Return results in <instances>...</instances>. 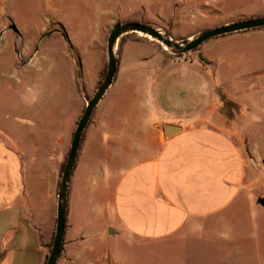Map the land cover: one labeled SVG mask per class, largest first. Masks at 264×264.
<instances>
[{"label":"crops","instance_id":"crops-1","mask_svg":"<svg viewBox=\"0 0 264 264\" xmlns=\"http://www.w3.org/2000/svg\"><path fill=\"white\" fill-rule=\"evenodd\" d=\"M131 3L138 5L149 26L169 34L194 36L246 16H225L213 0ZM95 4L103 16L133 18L126 14L134 5L123 0ZM200 53L207 64L186 61L191 75L161 81L162 89L176 87L186 94L184 111L161 108L155 119L132 111L121 122L126 130L122 134L109 124L115 110L111 104L119 97L127 99L120 92L122 83L134 86L148 74L116 76V68L117 78L99 102L103 106L96 110L95 123L96 133H110L114 150L107 160L112 166L99 174L95 188L84 191L89 218L82 227L76 216L83 171H72L56 264H130L123 246L161 243L184 229L198 231L251 191L254 167L264 158V29L210 39ZM164 57L128 61L124 71L153 62L167 71L183 62ZM165 126L174 128L171 135L165 134ZM36 152L30 151L29 165L24 166L20 152L0 140V264L46 262L55 228L59 166L40 169ZM118 161L121 165L113 166ZM108 190L111 197L104 199ZM103 225L114 234H104Z\"/></svg>","mask_w":264,"mask_h":264},{"label":"rangeland","instance_id":"rangeland-1","mask_svg":"<svg viewBox=\"0 0 264 264\" xmlns=\"http://www.w3.org/2000/svg\"><path fill=\"white\" fill-rule=\"evenodd\" d=\"M123 1L134 5V10L126 14L133 18L103 16L96 10V0H0V140L20 152L24 166L29 165L30 151L35 149L40 169L50 171L53 165L60 167L84 108L104 78L111 27L131 22L148 25L138 5L131 3L134 0ZM213 1L225 16L246 12V16L231 19L228 24L264 18V0ZM182 30L187 29H178ZM159 31L174 41L197 36L169 34L164 28ZM201 48L202 45L195 52L178 56L141 34L121 37L115 50L116 76L148 75L134 86L122 83L120 92L127 99L123 101L119 97L111 104L115 110L109 124L122 134L126 130L121 122L132 111L137 112V117L144 115L143 119L158 118L159 109L165 107L176 113L184 111L186 94L176 87L162 89L161 81L191 75L186 61L201 63L197 58ZM216 52L220 54L224 50ZM164 56L183 62L167 71L154 62L139 64L135 71L130 68L124 71L128 61H157ZM98 106L82 134L73 168L83 171L78 178L80 199L76 218L80 227L89 218L82 199L84 191L95 188L99 174L112 166V161L107 160L113 157L114 150L107 136L110 133L103 131L106 129L95 131L96 110L103 105ZM135 119L137 122L138 118ZM261 133L264 135V127ZM120 165L119 161L113 164ZM254 168V186L245 198L240 197L198 231L189 228L161 243L123 246L129 263L264 264V208L257 203L259 198H264V158ZM89 176L92 179L88 183ZM59 182L60 176L58 187ZM103 197L110 199V190ZM103 231L109 234L104 225Z\"/></svg>","mask_w":264,"mask_h":264},{"label":"water","instance_id":"water-1","mask_svg":"<svg viewBox=\"0 0 264 264\" xmlns=\"http://www.w3.org/2000/svg\"><path fill=\"white\" fill-rule=\"evenodd\" d=\"M257 28H264V18H255L246 21H238L231 24H226L218 28L207 30L188 40L174 41L172 38L160 32L159 30L137 22L125 24L116 23L111 27L107 37V65L104 78L96 89L91 100L87 102L84 111L76 125L70 142V147L64 161L63 170L60 175V182L56 200L55 228L52 236V243L48 250L45 264H56L60 254L65 230L69 182L77 158L80 140L94 109L101 101L105 92L113 82L117 68V58L115 50L119 39L129 33H138L145 37H148L151 40L156 41L161 46H163L164 49L169 50L172 54L182 55L197 50L202 44L210 39ZM197 58L203 64H207L206 59L201 53L197 54ZM173 129V127L165 126V134L167 136L171 135L173 133ZM257 203L262 208H264V198H259ZM108 233L114 234V231L112 229H109Z\"/></svg>","mask_w":264,"mask_h":264},{"label":"trees","instance_id":"trees-1","mask_svg":"<svg viewBox=\"0 0 264 264\" xmlns=\"http://www.w3.org/2000/svg\"><path fill=\"white\" fill-rule=\"evenodd\" d=\"M257 29H264V28H257ZM248 31V30H247ZM247 31H242V32H247ZM198 50V49H197ZM197 50H195V51H197ZM195 51H193V52H195ZM178 56H180V55H178ZM82 139V138H81ZM80 142H81V140H80ZM80 145V144H79ZM63 166H64V161L60 164V167H59V176L61 175V173H62V170H63ZM51 243H52V239H51V242H50V245H49V247L51 246ZM62 249V248H61Z\"/></svg>","mask_w":264,"mask_h":264}]
</instances>
